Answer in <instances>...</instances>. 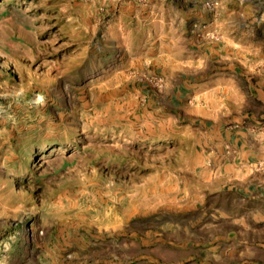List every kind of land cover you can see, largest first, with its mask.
<instances>
[{
	"label": "rangeland",
	"instance_id": "374dc122",
	"mask_svg": "<svg viewBox=\"0 0 264 264\" xmlns=\"http://www.w3.org/2000/svg\"><path fill=\"white\" fill-rule=\"evenodd\" d=\"M230 75L264 78V0H0V264H171L155 233L201 218L229 150L194 117Z\"/></svg>",
	"mask_w": 264,
	"mask_h": 264
},
{
	"label": "crops",
	"instance_id": "0c3cea01",
	"mask_svg": "<svg viewBox=\"0 0 264 264\" xmlns=\"http://www.w3.org/2000/svg\"><path fill=\"white\" fill-rule=\"evenodd\" d=\"M250 78L253 82L244 89L235 75L223 76L224 92L213 88L222 98L214 94L217 103L203 111L210 115L195 113V119L220 122L224 134L215 140L222 141L230 152L219 157L222 171L208 174L200 222L196 218L190 227L187 246L180 248L177 239L164 238L163 231L155 233L158 248L153 252L161 260L171 264L181 258L187 259L186 264H264V153L259 156L264 140L241 126L243 118L256 117L263 110L264 78ZM216 178L218 183L213 182Z\"/></svg>",
	"mask_w": 264,
	"mask_h": 264
}]
</instances>
